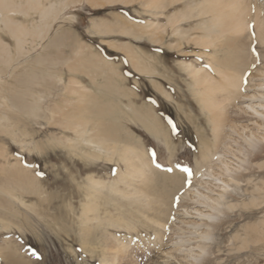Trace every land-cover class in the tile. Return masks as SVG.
<instances>
[{"label":"rangeland","instance_id":"1","mask_svg":"<svg viewBox=\"0 0 264 264\" xmlns=\"http://www.w3.org/2000/svg\"><path fill=\"white\" fill-rule=\"evenodd\" d=\"M51 1L57 4L56 17L48 20L49 25L41 26L40 29H37L40 7L36 3L32 2L28 6L23 0L20 6L10 12L12 19L26 30H21L25 39L23 51L28 53L23 63L17 64L18 55L14 53L16 41L0 23V42L11 49L14 58L8 63L13 69L10 67L7 72L6 64L3 63L7 54L0 52V78L11 84L20 70H23L20 75L33 72L36 82L27 90L20 91L26 100L30 99V93L35 90L50 89L52 81L56 79L51 78L47 82L42 79L53 65L51 63L60 61L55 70L63 73L65 81L72 77L86 84L89 87L87 92L94 99L108 104L113 111L112 118L124 128V133L130 134L135 143L142 145L146 159H152L156 165H163L164 168L175 164L187 166L192 169L191 174L196 170L194 167L197 160H202L199 159L201 142L205 140L208 145L206 148H210V151L212 148L207 120L209 110L213 109L212 103L225 107V120H232L236 124L255 120L248 116L251 110L244 107L249 100L239 97L224 100L222 87L217 82L214 84L215 81L210 77L213 72L210 59L214 51L216 54L219 52V56L224 55V38L215 37L208 45L196 44L194 41L210 26L213 12L206 9L204 14L197 15L198 9L191 11L189 18L179 20L175 26L182 34L175 33L169 23L172 14L185 8L187 1L213 7L216 9L214 14L227 11L229 17L234 16L236 10H229L234 7L229 6L231 0ZM251 1L243 0L244 4L239 5V10L243 9L240 16L247 23L242 35L254 30L259 23L255 19H247L251 11H259ZM47 4L43 3L45 6ZM253 36L255 37L251 35L248 40V53L253 58V64L250 63L246 70L250 74L247 76L246 86L252 90L243 89L242 94L255 95L253 92H257V83L264 81L258 76L264 67V46L256 44L257 37ZM53 38L56 44L49 45ZM239 40L246 43L245 39H236L237 42ZM41 54H47L45 60L35 64L34 58ZM92 55V61L96 56L107 62V70L103 75H97L93 67L89 68L85 63L79 65L83 58H91ZM56 73L60 75L59 72ZM206 75H210L211 80ZM103 84L107 88L116 86L117 89L108 88L107 91ZM212 84L214 87L211 88ZM55 86L59 87L57 83ZM8 87L7 84L5 88ZM53 88L50 89L53 91L50 99L57 101L58 106L64 108L66 113L63 110L55 112L52 117L46 111L45 114L40 112L35 118L13 108L9 95H6L4 101L0 97V184L7 175L5 171L8 167L13 165V168H17L19 165L18 168L29 171L40 189V192H28L13 187L9 188V192L0 191V264H193L190 253L198 252L195 246L199 237H192L191 227L183 225V229L179 228L173 219H168L165 223L166 233L159 242L153 244L143 238L142 233H153L154 229L151 228L155 223H150L136 208L147 202L154 204V195L135 198L133 186L141 187L138 184L141 181L135 179L136 182L133 183L132 179L126 178L115 187L112 186L114 191L109 192L111 180L115 183L116 176L123 177L122 173L126 170L119 157V152L125 148L124 144L116 142L118 151L112 155L111 160L110 152L107 158L103 154L101 156V153L100 157L94 156L97 154L95 151L83 156L84 147L81 151L74 149L71 143L75 133L64 126L63 118L66 115L70 117L69 113L73 111L76 119H82L77 115V107L86 106L92 101L88 99L79 103L75 100V95L73 99L71 96H66L65 99V95L58 98L56 95H60L62 91ZM255 102L258 101H252L253 104ZM53 105L51 103L50 107ZM128 107L140 110L142 107L148 108L157 120L156 127L162 133L147 131L133 117ZM61 114L64 115L62 119ZM256 122L261 123L259 120ZM252 130L258 135L259 130ZM225 133L223 131L222 136ZM111 141L114 140L109 136V145ZM152 153L155 154L154 157ZM253 161L254 165L263 164L264 152L260 159ZM161 175L163 174L156 177ZM87 176H94L104 182L109 180L108 194L104 190L103 195L96 199L97 207L87 201L83 192L80 193L79 185L84 188L89 184ZM251 179V183L245 186V182H242L243 186L231 187L235 186L236 189L231 193L239 200L234 201L236 205L232 211H226L225 216L220 214L213 230L207 231L211 237L202 239L205 251L200 255V264H264V171L255 172ZM194 180H197L196 177L190 180L185 178L190 183H194ZM148 185V193L158 192L161 186L160 183L155 185L151 182ZM166 185L171 184L167 182ZM253 186L261 187L258 193L253 190ZM252 195L257 196V199L251 200ZM103 197L110 202L106 205L107 209L110 208V219L103 220V226L94 233L97 237L104 230L102 244L92 240L95 246L90 249L81 244L77 216L84 203L90 205V208H100L101 211ZM188 198L186 196L181 199L183 203L180 205V199L173 201V196L176 210L180 213L185 208L192 211L190 216L180 214L178 218L198 222L197 213L192 207L199 206H186ZM155 213L151 216L162 217L158 210ZM94 223L96 221L89 224L92 226ZM261 229L263 239L252 243L250 236L256 239L258 235L255 234ZM177 234L184 242L174 243L178 240ZM114 237L120 243H116ZM122 237L126 239H120ZM127 237L130 240L127 245H123L127 242ZM238 237L247 239V246L237 249L239 245L235 242ZM190 247L194 249L190 250ZM33 252L36 254L33 255ZM103 252L108 258L107 263L104 262Z\"/></svg>","mask_w":264,"mask_h":264},{"label":"bare ground","instance_id":"2","mask_svg":"<svg viewBox=\"0 0 264 264\" xmlns=\"http://www.w3.org/2000/svg\"><path fill=\"white\" fill-rule=\"evenodd\" d=\"M22 1L23 0H0V23H2L3 26L8 29L9 33L16 41V43H14V53L18 55L16 61L17 64L23 63L26 59V55H28V53L23 51V42L25 39L24 35L21 34V30H26L21 28L23 26L17 24L12 19L10 12L13 8L20 6ZM24 1L28 6H31L30 3L34 2L38 5V7H40V22L37 25L39 26L37 29H40L41 26H48L49 22L47 21L56 17V2L51 0ZM242 1L243 0L230 1L231 3H229V6L233 5L234 7L229 8V10H236V14L230 17L228 16L227 11H223L222 13L216 12V14H214L216 9L213 7L209 8L205 5H200L197 3H194L196 4L194 5L190 3V1H187L185 8L183 7L182 10H176V12H174L169 19V23L174 28V32L177 34H182L179 28L175 26L179 20L182 21L183 19L189 18L191 11L198 9L197 15L204 14L206 9H208L207 11L213 12L210 18V26L204 30L205 32L201 36H199L197 39H194V41L196 44L208 45L212 43L215 37L224 38L222 50V54L224 53V55L219 56V52L217 54L215 51L213 52V57L210 59L213 72L211 76H209L213 79V81H215L213 82L214 84L217 82L218 85L222 87L224 100H230L235 97L249 100V102L244 107H247L251 110L248 116L255 119L254 121L245 124H236L232 120H225V117H223L225 113V107H219L218 103H212L211 107H213V109L209 110L210 115L207 116V120L210 125L212 148L211 151L210 148H206L208 145H206L205 140L201 142L202 146L199 147V159L202 160L201 162L200 160L199 162L197 160V163L194 167L196 170H194L193 174H191L192 169L187 166H178L175 164L164 168L163 165H156L152 159H146L142 145L135 143L130 134L124 133V128L114 118H112L111 114L113 111L108 106V104H103L100 99H94V96L87 92L89 87L86 84L70 76V78L65 81L63 73H61V71L55 70L59 66L58 64L60 61H51V64L53 65L48 68V73L42 79V81L45 82H47V80L50 81L51 78L56 79L54 82L52 81L50 89L54 87L55 90L62 91L60 95H56L58 98L65 95V97L71 96L70 98L73 99V95H75L77 96L75 100L79 103L91 99L92 102H90V104L77 107L79 113H76L82 119H76L75 113L73 111L69 113L70 117L65 114L66 116L63 118L65 123L64 126L72 129L75 133V137L73 138L74 141L69 139L73 142L71 143V146L74 149H77V151L83 150L82 148L84 147V150L82 151L83 156L85 154L91 155L95 151L97 154H94V156L100 157L101 153V156L103 154L106 157L108 152H110L111 155L109 156V160H111L112 155L118 151L116 144H124L123 146H125V148L122 152H119L121 153L119 157L123 161L126 170L125 173H122L123 177L116 176L117 178L115 179V183H113L114 181L111 180L112 184L110 185L109 192L112 193L114 190H112L111 187H115L116 184L124 178L129 180L132 179L133 183L136 182V180L141 181L138 183L142 185L141 187L137 188L133 186V193L136 194L135 198H145V195H149L150 197L154 195L152 198L154 199V204L147 202L144 206L136 208V211L143 217L149 219L150 223H155V226L151 228L154 229L153 233H142L143 238L153 244L159 242L160 238L166 233L165 229L167 227L165 223L168 219L169 221L173 219L175 223L178 224L179 228H182L183 225L189 228L191 227L193 229L191 233L194 235L192 237H199L197 240L198 243L195 246L198 249V252L190 253L193 264H200V255L205 251L202 239H208V237H211L207 231L213 230V228L216 227V220L220 217V214L225 216L226 211H232L236 205L234 201L239 200L234 194L231 193V191L236 189L235 186H243L241 185L242 182H245L244 186L251 183V178L253 175H255V172L262 173V171H264V163L261 165H254L253 163V160L260 159L262 153L264 152V81L257 83V89L255 90L257 92H253L255 95L241 93V90L243 89L252 90V88L246 86L247 76L250 75L249 72H246V70L250 67V63L253 64V62H251L253 61V58L249 54L250 52L248 53V45H250L248 40L250 36L255 35L258 41L256 44H259V46H264V13H262L264 12V0L251 1L252 4H255L257 8L256 10L259 11H251L250 15L248 13L249 16L246 15L247 19H255V21L259 23L254 28V30H251L248 33L245 32L244 35H242V33L244 30H246L247 23L243 20V16H240L242 12L241 10L243 9L241 8V10H239V5L244 4ZM45 2L48 3L47 6L43 5ZM259 12L262 14L259 15ZM185 32L186 31H183V33ZM237 38L245 39L246 43L241 42L242 40L237 42ZM48 44H56L54 38L53 40H50ZM0 52L5 53V55L7 54V57L3 60V63L6 64V71L9 72L11 65L8 66V63H10L11 59H14L11 54V49L4 43L0 42ZM46 55L47 54H41L35 57L33 62L38 64L44 61ZM21 58L24 59L21 60ZM92 58L93 55L91 58L86 56V58L82 59L79 65H84L85 63L89 68L93 67L92 69H94L93 71L97 73V75H103V73H105L107 70V62L104 61V59L98 58L96 56H94V61H92ZM20 72H23V70H20ZM20 72L17 73L19 75L14 77V80L11 84L1 80L2 77L0 78V97L3 98L2 101H4L6 95H9V100L13 108L16 110H21L25 114H29L35 118L40 112L45 114L44 112L49 111V114L52 117L53 114L55 116V112H59L64 109L58 106L57 101L50 99L53 91L49 88L33 91L30 93V99L27 100L22 97L20 91L22 92L27 90V88H30L32 83L36 80V75L33 72L30 74L28 72L26 74L20 75L22 74ZM56 72H59L60 75L58 76ZM259 72V78L264 80V67ZM2 75L4 76L3 73ZM206 76L208 80H211L208 75ZM39 82L41 81H37V83ZM6 83L9 85L7 89L5 88L7 85ZM56 83L59 85V87L55 86ZM214 84H212L210 87H214ZM103 86L107 91L108 88L117 89L116 86H112V88L111 86L107 88L105 84H103ZM63 92L65 93L63 94ZM65 99H67V97ZM254 100L258 102L253 104L252 101ZM51 103H54L53 107H50ZM1 104L2 103L0 102V105ZM7 108L9 109V107ZM128 108L131 111L133 117L140 121L147 131L150 133H162L156 127L157 120L148 108L142 107L141 110L140 108L137 109L134 107ZM3 109L5 108L3 107ZM82 113L85 115H82ZM63 114L60 115L61 119L64 116ZM43 116L44 115H42V117ZM93 117L94 119H92ZM257 120H259L261 123L258 124L256 122ZM253 128L259 130L258 135H255V132L252 130ZM223 131L226 133L222 136ZM109 136L112 138V140H114L111 141V145H109L108 142ZM18 166L17 168H13V165L9 166L7 171L2 169L7 175L5 176L2 184H0V191L2 192L7 190V192H9V188L16 187L28 192H40L35 178L29 174V171L25 170L24 168L20 169ZM184 167L190 169V173L183 171ZM149 171L152 173L148 174ZM160 174L163 175H161V177H156V175ZM194 177H196L197 180H194V183L191 182L192 184L189 181H185V178L190 180ZM88 181L89 184H86L87 187L84 186L83 188V185H79V189L81 188L80 193L83 192L84 197H87V201H90V203L92 202L93 204H91L97 207L96 199L103 195L104 190H107L108 194L107 185H109V180L104 182V180L95 179L94 176H87V182ZM150 182L151 184L155 185L160 183L161 186L158 192L148 193V184ZM167 182H169L171 185L167 186ZM163 183H165V185ZM233 185L235 186L231 188ZM262 187L264 188V182L262 183ZM259 188L261 187L253 186V190H255L257 193ZM173 196V201H178V198L180 199V205L183 203V200L181 199L189 196L188 200L185 201V205L188 207L189 204L199 206L198 208L192 207V210H194L198 216V219L197 217L194 218L199 221H186L184 219L178 218V215L180 214L184 217H188L192 211L185 208L183 209V212L180 213L178 209L176 210L177 205L172 201ZM254 199H257V196L252 195L251 200ZM145 201H148V199ZM108 203H110L108 199L103 197L101 203L103 208L101 211L99 210L100 208H90V205L87 203L82 204V208L79 209V214L77 216V225L79 227L80 233L78 236L81 237L82 245L88 246L91 249L92 246H95V242H92V240H95L99 243H101V241L103 242V239L101 240V238H103L104 230L103 234L100 233L97 237L94 233L99 227L103 226L104 221L110 219V208H106ZM156 210L161 213V218L159 216H151L156 214ZM89 212L92 213L89 214ZM91 221H96V223L90 226L89 223ZM256 231L257 230H254V232ZM262 231V229L257 231V234H255L258 235L256 239L250 236L252 243L257 242L256 240L263 239V235H261ZM169 236L170 235H167V237ZM176 236L178 237V240L174 241V243L184 242L181 238H179L181 237L180 235L177 234ZM124 238L125 237H122L120 239ZM114 240L116 243H120L119 239L116 238ZM129 240V237H127V242H125L123 245H127ZM122 243L124 242L122 241ZM247 243V239L239 237L236 238L235 244L239 245L237 246V249L239 247H244ZM189 249H194V247H190ZM103 256L104 262L107 263L108 258L104 252ZM185 263H187V261H185Z\"/></svg>","mask_w":264,"mask_h":264},{"label":"snow or ice","instance_id":"3","mask_svg":"<svg viewBox=\"0 0 264 264\" xmlns=\"http://www.w3.org/2000/svg\"><path fill=\"white\" fill-rule=\"evenodd\" d=\"M152 155H153V157L155 156L154 153H152ZM183 171H185V172H189V173H190V169H188L187 167H184V168H183ZM35 254H36V253L33 252V255H35Z\"/></svg>","mask_w":264,"mask_h":264}]
</instances>
